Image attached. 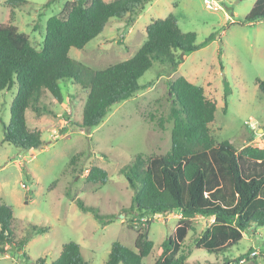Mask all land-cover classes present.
I'll return each mask as SVG.
<instances>
[{
    "label": "rangeland",
    "instance_id": "374dc122",
    "mask_svg": "<svg viewBox=\"0 0 264 264\" xmlns=\"http://www.w3.org/2000/svg\"><path fill=\"white\" fill-rule=\"evenodd\" d=\"M6 1L0 0V25L16 26L41 49L47 20L53 15L65 16L77 0H27L18 8ZM211 1L220 8L209 7L205 0H152L132 25L127 18H112L84 48L70 49L75 60L102 69L132 57L147 39L146 28L153 20L173 15L183 32L197 34L198 50L187 52L176 69L154 61L139 79L142 85L151 84L114 105L94 128L76 125L82 119L88 90L71 80L61 81L63 102L46 94L43 102L51 112L37 113L34 108L26 112L28 125L41 130L46 144L23 150L4 142V125L10 123L18 86L0 92V202L13 207L17 239L26 236L31 223L50 226L46 233L32 237L23 250L9 246L0 255V264H51L69 241L81 245L89 264H103L114 241L134 248L137 230L147 221L155 246L144 264L157 260L163 241L175 235L180 212L147 214L140 222L129 210L134 192L120 168L138 154L149 157L170 149L173 120L169 118L168 84L179 76L203 86L207 97L217 101L215 120L210 123L217 142L227 140L238 149L264 146V133L254 135L245 124L254 119L264 128V96L256 82L264 79V22L244 23L256 0ZM225 81L232 89L226 109ZM75 155L76 163L70 165ZM93 165L108 171L106 184L86 180ZM77 197L102 213L115 214V220L102 225L91 213L79 209ZM212 222L204 216L191 219L183 241L184 253L189 255L185 264H264V227L246 231L227 252L197 248L195 238Z\"/></svg>",
    "mask_w": 264,
    "mask_h": 264
},
{
    "label": "trees",
    "instance_id": "16d2710c",
    "mask_svg": "<svg viewBox=\"0 0 264 264\" xmlns=\"http://www.w3.org/2000/svg\"><path fill=\"white\" fill-rule=\"evenodd\" d=\"M150 1L77 0L65 16L53 15L47 20L41 49L34 47L28 35L16 26L0 25V92L18 86L10 123L4 125V142L26 151L46 144L41 130L28 125L26 112L30 108L37 113L51 112L43 102L46 94L63 102L61 81L71 80L88 90L82 119L76 125L91 129L103 122L114 105L151 84L142 85L139 79L154 61L176 69L187 52L200 48L197 34L183 32L176 17L169 15L147 25V39L126 60L94 69L69 55L72 47L82 49L100 35L112 18H127V24L132 25ZM6 2L18 8L27 0ZM258 21L264 22V0H256L244 23ZM210 39L211 36L206 41ZM256 82L264 96V79ZM168 90L172 103L169 118L173 120L170 149L149 157L138 154L130 164L120 168V173L134 192L129 210L140 222L147 214L180 212L175 235L163 241L153 264H185L189 255L184 253L183 241L191 229V219L196 216L213 219L195 238L197 248L211 253L227 252L243 239L246 231L264 227V146L246 145L238 149L230 141L217 142L210 127L215 120L217 101L207 97L203 86L179 76L169 82ZM231 92L225 81V109ZM76 157L71 158L70 165L76 163ZM86 180L106 184L109 173L93 165ZM75 202L102 225L116 218L113 213H102L99 208L87 205L80 197ZM15 222L13 207L0 202V255L9 246L23 250L32 237L50 229L48 225L31 223L26 236L17 239ZM150 223L147 221L137 230L134 248L114 241L103 264H144L155 246L149 237ZM23 254L29 258L26 252ZM51 264L89 263L81 245L69 241Z\"/></svg>",
    "mask_w": 264,
    "mask_h": 264
},
{
    "label": "built area",
    "instance_id": "2783aa9c",
    "mask_svg": "<svg viewBox=\"0 0 264 264\" xmlns=\"http://www.w3.org/2000/svg\"><path fill=\"white\" fill-rule=\"evenodd\" d=\"M205 3L214 9L220 8V6L217 4L216 1H211V0H205ZM245 124L255 132L254 135H256L257 132H263L264 133V128L260 125L258 121H255L254 119H249L248 121H245ZM258 251H253L252 254H257Z\"/></svg>",
    "mask_w": 264,
    "mask_h": 264
},
{
    "label": "crops",
    "instance_id": "0c3cea01",
    "mask_svg": "<svg viewBox=\"0 0 264 264\" xmlns=\"http://www.w3.org/2000/svg\"><path fill=\"white\" fill-rule=\"evenodd\" d=\"M213 220V219H212Z\"/></svg>",
    "mask_w": 264,
    "mask_h": 264
}]
</instances>
